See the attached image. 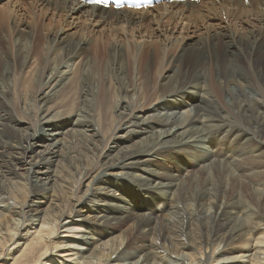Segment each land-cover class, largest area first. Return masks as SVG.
<instances>
[{
	"label": "bare ground",
	"instance_id": "obj_1",
	"mask_svg": "<svg viewBox=\"0 0 264 264\" xmlns=\"http://www.w3.org/2000/svg\"><path fill=\"white\" fill-rule=\"evenodd\" d=\"M88 25L105 31L80 34ZM218 47L242 73L215 72ZM189 54L200 58L192 76ZM258 54L264 0L147 10L0 0V264H264V184L249 166L264 153ZM252 113L262 117L246 129ZM215 137L257 143L244 159H222L260 192L254 214L237 196L211 194L208 179L196 191L197 176L155 164ZM249 238L242 256L229 253Z\"/></svg>",
	"mask_w": 264,
	"mask_h": 264
},
{
	"label": "rangeland",
	"instance_id": "obj_2",
	"mask_svg": "<svg viewBox=\"0 0 264 264\" xmlns=\"http://www.w3.org/2000/svg\"><path fill=\"white\" fill-rule=\"evenodd\" d=\"M82 25V24H81ZM86 25V24H85ZM89 27V28H88ZM91 27V28H90ZM85 28H87V29H85ZM85 28H83V29H81V32H80V30H79V32H80V34L82 33L83 35H84V32H85V36H87V37H90V38H95V37H92L91 35H93V34H99L100 32L101 33H103L104 31H105V28L104 29H102L103 30V32H102V30L99 32H97L96 31V28L95 27H92V26H85ZM90 29V30H89ZM83 30V31H82ZM94 30H95V32H94ZM87 31V32H86ZM89 31V32H88ZM89 33L91 34L90 36H89ZM106 34V33H105ZM105 34H103V39L104 40H108V37H107V34L105 35ZM106 36V37H105ZM109 47H106L105 48V50H104V52H106V56H104V58H108L107 57V54H108V52H109ZM216 50V51H215ZM220 52V53H219ZM215 54H216V56H215ZM192 54H189V56L188 55H185L184 57H183V61H182V65H183V68L187 71V73H186V75L187 76H192V75H196V73L197 72H194L195 70V67H197V65L199 64L198 63V61L200 62V58L197 56V55H193L192 57ZM215 57H214V56ZM195 56V57H194ZM218 56V57H217ZM260 56H262V57H260ZM191 57V58H190ZM211 57H212V60H213V67H215V72L216 73H218V74H224V73H226L227 71H234L235 70V72H237V73H242L243 72V64H242V62L240 61V62H237L238 64H236L235 62H234V60H230L229 61V59L228 58H224V56H223V53H222V50L218 47V48H215V49H213L212 51H211ZM214 57V58H213ZM220 57V58H219ZM222 57V58H221ZM256 58H255V61H254V66H255V68L258 70V72L259 73H261L260 75H261V79L263 80V82H264V63H263V55L262 54H258V55H256L255 56ZM196 58V59H195ZM217 58V59H216ZM260 58V59H259ZM199 59V60H198ZM195 60V61H194ZM185 61V62H184ZM227 61H229V62H227ZM196 62V63H195ZM192 63V64H191ZM218 63V64H217ZM233 63V64H232ZM195 64H196V66H195ZM216 64V65H215ZM223 64V65H222ZM242 64V65H241ZM187 65H189V66H187ZM215 65V66H214ZM231 65H232V67H234V68H232L231 67ZM173 66H174V70L176 71L179 67H178V65H176L175 63H173ZM194 66V67H193ZM228 66V67H227ZM259 66V67H258ZM190 67V68H189ZM222 67V68H221ZM224 67V68H223ZM218 68V69H217ZM224 69V70H223ZM226 69V70H225ZM231 69V70H230ZM260 69V70H259ZM188 70H189V72H188ZM192 70V71H191ZM222 72V73H221ZM195 92H197V91H195ZM176 97V96H175ZM174 99H176V98H174ZM180 101H182V100H180ZM226 101H228V100H226ZM182 102H184V101H182ZM174 107V106H173ZM256 114L257 113H252V115L251 116H245L244 118H245V121H244V124H245V128L247 129H251V127L253 128V124H250V123H252V122H250V119H252V120H254L253 122H256L257 120H260V118L262 117V116H260L259 114H257L258 116H256ZM74 119V118H73ZM247 120V121H246ZM251 126H250V125ZM253 125V126H252ZM247 126H249V127H247ZM70 128V127H69ZM202 135V136H201ZM200 135V138H204V137H207V135L205 134L204 135V132L202 133ZM207 138H205L204 140L206 141H201V142H199L198 143V147L197 146H191V145H189V147H185V152H183V154L182 155H179V157H175V158H173L171 161H163V160H161V159H157V160H155V164L157 165V168L160 170V171H162V172H171V171H175V170H177V172L176 173H179V172H183L184 170H187V171H189L190 173L188 174V177H190V178H193L194 179V177L195 176H197V177H195L196 179L195 180H197V184H196V186L198 187V188H195L196 189V191H199L200 189L199 188H202V184H203V182H205L207 179V182H210V185L212 184L213 186H208V188L209 189H211L210 190V193L211 194H214V193H216L217 192V190H218V192L219 191H223L224 193V197H226L227 199H229L230 197L229 196H231V195H233V196H237L238 197V199H242V201L244 202V204L247 206V208H248V212H249V214H254V210H255V206H256V202H257V200H259V197L261 196V194H260V192H255V191H253L252 190V188L251 187H249L248 186V179L249 178H242L241 176H240V179H239V176H238V174H237V171L235 170V168H233L231 165H225V163L222 161V159H225L226 160V158H228V157H233V158H235L236 160H239V159H244L246 156H245V153L247 154L249 151H251L253 148H254V150L256 149V147L254 146V145H257V143L256 142H252V140H251V142H245V141H243L242 143H241V141H242V139L241 138H231V139H223V138H217V137H215V138H209L208 139V142H207V140H206ZM240 139V140H239ZM260 140H263V139H261V138H259ZM245 142V143H244ZM194 149H193V148ZM258 148H260V146L258 147ZM248 151V152H247ZM195 152V153H194ZM233 154H235V155H233ZM257 154V153H256ZM241 155V156H240ZM210 156V157H209ZM228 156V157H227ZM245 156V157H244ZM263 156V157H262ZM262 156H259L258 158L259 159H257L258 161H256V164L255 165H249V166H251L252 168H257L258 170H261L260 172H261V176L260 177H258L259 178V182L261 181V183H259V184H264V153L262 154ZM240 157H242V158H240ZM221 158V159H220ZM261 159V160H260ZM212 162H211V161ZM221 160V161H220ZM193 162V163H192ZM211 162V163H210ZM209 163V164H208ZM251 163H252V161H251ZM262 163V164H261ZM151 164V163H150ZM192 164L193 165H195L196 167H192ZM212 166H211V165ZM208 165V166H207ZM260 166V167H259ZM203 167H204V169H203ZM149 168H151V167H149ZM202 168V169H201ZM206 169V170H205ZM256 169V170H257ZM192 170V171H191ZM205 170V171H204ZM191 172H192V175H191ZM194 174V175H193ZM207 174V175H206ZM235 174H236V176H235ZM209 175V176H208ZM208 176V177H207ZM233 177H235L234 179H233ZM263 178V179H262ZM192 179V180H193ZM243 180V182H242V180ZM235 181H237V182H235ZM239 181V182H238ZM256 181H257V179H256ZM258 181H257V183H258ZM263 181V182H262ZM212 182V183H211ZM242 182V183H241ZM245 182V183H244ZM237 183V184H236ZM240 183V184H239ZM253 183H255V182H253ZM86 184V183H85ZM84 184V185H85ZM235 184V185H234ZM252 184V183H251ZM130 185V187H128V189L127 190H130V192H132V193H135L134 192V189H135V187H134V185L132 184V183H130L129 184ZM253 185V184H252ZM185 188H183V191L181 190V192L182 193H188L186 190V185H183ZM195 186V187H196ZM216 186V187H215ZM212 187V188H211ZM213 187H215V188H213ZM233 187V188H232ZM80 189H79V191H82L83 190V188H82V186H80L79 187ZM134 188V189H133ZM263 188H264V186H262V185H260L257 189H262L263 190ZM194 187L191 189V196H194L193 195V193H194ZM235 190V191H234ZM237 190V191H236ZM213 191H215L214 193H213ZM260 191V190H259ZM244 192V193H243ZM258 193V194H257ZM21 195H22V199H25L26 197H27V189L26 190H23L22 191V193H21ZM188 195L190 196V194L188 193ZM259 196V197H258ZM232 197V196H231ZM258 197V198H257ZM134 199L136 200V198L134 197ZM250 199V200H249ZM257 199V200H256ZM94 201H97L96 199L94 200ZM138 202H140V200H138ZM189 202H191V201H189ZM11 203V202H10ZM70 203H72L70 200L69 201H67V203L65 202V204H64V208H65V210L66 209H68V208H70ZM180 203H181V205H182V202L180 201ZM1 204V203H0ZM67 204V205H66ZM194 205L195 204V202L192 200V202H191V205ZM228 204V203H227ZM249 206V207H248ZM195 207L193 206V209H194ZM205 208V209H204ZM204 211H206L207 212V210H208V214L211 212H213V208L212 207H210V208H208L207 206H204ZM207 209V210H206ZM253 209V210H252ZM203 211V214L201 215L203 218H206V215H208L206 212H204ZM210 211V212H209ZM247 211V210H246ZM250 211H251V213H250ZM99 212V211H98ZM204 214H205V216H204ZM239 214H241V213H239ZM239 214H236V215H232L233 216V218H234V220H233V222H234V224H235V226H239V227H241L242 228V226L244 225V223H245V217H244V215H240L239 216ZM236 218H235V217ZM242 218V219H241ZM178 220V219H177ZM202 220V219H201ZM237 221H239V222H237ZM244 221V222H243ZM202 222H203V224H201V225H205V227L206 228H208V230H214L215 229V226L213 225V222H211L210 220H208V221H206L205 222V219H203L202 220ZM212 228V229H211ZM124 229V228H123ZM258 236V234H253L252 235V238L253 239H251V240H253L254 241V238L255 237H257ZM249 240H250V238H249ZM249 240H246L247 242L249 241ZM249 241L248 242V244H247V242L246 243H244L243 244V242H241V243H238L237 245H236V248L234 249V250H230L229 251V253L230 252H233V255H235V256H242V254H244L243 253V251H247L248 249H249V247L251 246V245H253V241ZM252 243V244H251ZM251 244V245H250ZM246 246V247H245ZM221 248V246L219 247V249ZM238 251H240V254L238 253V255H237V253L236 252H238ZM247 254H248V252H246ZM245 253V254H246ZM63 254V253H62ZM57 258L58 257H56V256H54V259L55 260H57ZM63 258H65V257H63Z\"/></svg>",
	"mask_w": 264,
	"mask_h": 264
}]
</instances>
